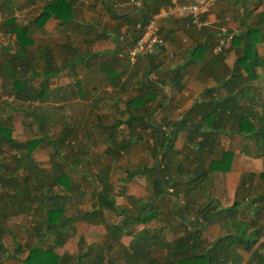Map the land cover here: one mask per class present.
<instances>
[{
	"label": "crops",
	"instance_id": "crops-1",
	"mask_svg": "<svg viewBox=\"0 0 264 264\" xmlns=\"http://www.w3.org/2000/svg\"><path fill=\"white\" fill-rule=\"evenodd\" d=\"M55 3L59 16L38 22L42 9ZM162 7L158 0H0V63L18 52L11 25L27 26L33 42L22 52L25 75H36L30 68L34 62L39 63L37 71L48 61L56 71L50 76L49 89L57 90L58 95L42 103L91 110V125L101 129L102 141H111L107 139L111 133L116 141H124L118 157L125 162L121 182L135 198L148 195L149 181L144 174L131 178L127 174L156 165L162 170L165 145L171 142L178 151L171 169L181 163L197 171H210V193L223 206L230 205L241 176L264 171V153L255 145L256 136L239 129L241 124L246 128L252 124L256 130L264 127V63L254 67L253 76L249 68L233 71L241 45L215 54V29L216 24H224L236 33L258 22L263 37L256 49L264 60V0H219L209 14L214 25L202 28L189 24L186 18L163 20L159 26L164 46L153 55L131 58L128 51L139 34L137 25ZM198 46L201 50L195 54ZM214 98L219 104L213 103ZM222 109L227 112L222 114ZM181 119H185L184 128L173 134ZM118 121L121 123L115 129L119 131H111L110 126ZM210 123L220 125L216 134L206 132ZM200 125L204 134H193ZM198 142L215 144L200 149L194 144ZM221 150L232 153L226 172L220 168ZM118 159L106 165L115 171ZM259 182L256 176L254 189ZM172 189L168 187L165 196L142 211L141 222L135 225L146 220L164 223L167 217L175 223L178 219L166 212L175 204ZM209 226L202 234L209 228L216 236L221 233L219 224Z\"/></svg>",
	"mask_w": 264,
	"mask_h": 264
},
{
	"label": "trees",
	"instance_id": "trees-1",
	"mask_svg": "<svg viewBox=\"0 0 264 264\" xmlns=\"http://www.w3.org/2000/svg\"><path fill=\"white\" fill-rule=\"evenodd\" d=\"M158 2L159 6H165L170 0H158ZM54 6L56 3L47 4L37 17V21L42 23L51 16L58 17L59 14L55 12ZM186 20L192 24L189 18ZM147 21L148 19L143 23ZM254 23L256 24L248 25L245 29L234 33L230 46L235 48L241 45L238 47L241 48V53L237 56L233 71L249 68L250 76L254 75L252 73L254 67L264 63L256 49L263 32L262 28L257 26L258 22ZM11 26L18 42V52L0 63V73L2 71L4 74L2 91L8 96H15L19 102L29 100L42 103L54 99L58 92L49 89L50 76L56 75L53 63L45 62L42 70L39 71L36 69L39 63H32L30 68H33L35 76L40 73H45L46 76L41 77L38 85L30 83L32 77L25 75L27 65L23 63L22 52L33 42V39L27 26ZM158 28L165 40L161 27ZM215 31L217 32V29ZM199 50L201 46L194 47L193 52L196 54ZM225 50L219 54H224ZM17 67L21 68L19 72H16ZM232 80L230 79V82ZM213 103L219 104V100L214 98ZM11 107L13 111L18 110L16 106ZM20 111L24 122L29 116L39 126L42 125L27 109ZM222 112L225 114L227 111L222 109ZM210 113L212 114L209 112L208 115H211ZM184 122L185 119L179 121L180 127H177L173 134L184 128ZM120 123L121 121L114 122L110 130L113 131ZM81 124V120H74L72 123L63 120L61 130L55 136L43 134L20 141L13 136L10 126L0 122V146H5L8 151H15L9 153L10 159H8L3 157L1 154L3 150L0 148V260L17 258L19 264H246L245 261L247 264H264V191L261 189L264 187V171L257 175L243 174L233 203L223 206L210 193V171L206 169L197 171L189 166L183 167L181 163H176L175 168L171 169L174 164L173 155L178 151L174 149V144L169 142L166 143L167 147L163 152L162 170L156 165L135 169L127 174L129 178L138 173L147 177L150 187L145 198L131 197L130 207H117L115 199L108 193L111 187L110 166L104 165L99 171L101 175H98L101 185L95 187L97 204L87 210L80 209L75 203H69L71 194L77 192L79 186L68 173L79 171V165L87 161L86 155L83 156L84 152L79 153L71 140L79 131L77 126ZM241 125L239 126L241 132L256 136L255 145L264 153V127L256 130L252 124V127L247 126V128ZM202 126L195 127L192 133L203 135L205 131L199 129ZM219 127L220 125L210 123L206 132L209 135L216 134ZM108 138H111V141H105L108 145L103 154L109 156L112 162L118 159L121 150L125 148V143L122 140L116 141L112 133ZM43 143L50 144L53 149L48 171L38 167L31 158L33 150ZM164 144H160V147ZM194 144L201 149L211 147L215 143ZM220 156V168L222 172H226L230 169L232 153L221 150ZM256 176L262 185L254 189ZM84 177L88 182H95L92 176ZM168 187H173L171 200L175 201V204L166 209V212L178 219L175 221L176 224L185 223V231L183 233L176 231L172 240L168 241L162 235V230L171 227L174 221L168 220L167 217L162 225L150 228L144 226L138 232H134V225L141 222V212L153 207L157 200L165 196L169 192ZM69 207H74V211L70 214H68ZM104 209L112 210L120 216V219L116 222H107ZM20 212L31 215L32 225L28 231L33 240L25 243V247L14 240V249L9 254L2 238L6 230L4 221ZM80 221L104 224L106 232L100 247L88 246L84 251L79 249L75 254L60 255L55 251L54 244L47 242L48 239L51 237L59 242L66 241L73 234L74 223ZM211 224H219L221 233L213 240L207 241L202 237V233ZM126 235L131 236L127 245L121 242V237ZM23 251L26 252L25 255L19 256Z\"/></svg>",
	"mask_w": 264,
	"mask_h": 264
},
{
	"label": "rangeland",
	"instance_id": "rangeland-1",
	"mask_svg": "<svg viewBox=\"0 0 264 264\" xmlns=\"http://www.w3.org/2000/svg\"><path fill=\"white\" fill-rule=\"evenodd\" d=\"M20 69V67H17L16 72H19ZM40 75L41 77L46 76L45 73H40ZM2 76L4 77V74H2L0 77ZM41 77L34 76L30 78V83H32L33 85H38V83L41 81ZM2 81L4 82V78L3 80H0V122H4L6 125L11 127L13 136L17 140L24 141L27 138L43 134L55 136L61 130V122L63 120H67L70 123H72L74 120H81V126H77V130L79 131L75 133V135H73L71 140H73V146L78 149L79 153L84 152L83 156L86 155L87 161L82 162V164L79 165V171H69L68 173L69 176L73 178V181L75 183H78L79 186V190L71 194L69 203L73 202L76 204V207L85 210L95 206L97 204L95 187H97V185H101L100 180L98 179V175H101V172H99L100 168L106 165L107 161V164H111L112 162L109 159H106L103 154V147L106 145V142L101 140V138H104V136H102L99 131L101 129H97V131L94 126L91 125V121L94 115L93 111L86 109H62L58 106L54 107V105L32 102L29 100L19 102L17 101L15 96H8L2 91V89L4 88V83ZM11 106H16L18 110L13 111V108ZM20 109H27L30 113H32L33 117L39 120V123H42V125L39 126L34 121V119L29 116L25 118L24 122V118ZM0 148L3 150V152L0 153L3 155V157L5 156V158L8 159H10L9 153L15 152L14 150L8 151L7 148L2 145L0 146ZM52 151L53 149L50 144L43 143L33 150L31 158L33 162L38 165V167H42L43 169H46L48 171L51 166L50 155L52 154ZM90 160H92L91 163L89 162ZM118 161L120 164L118 165V168H114L115 171H113L112 167L109 168L112 169V171L110 173L111 175H109V179L111 178V187L109 188L110 190L108 193L115 199V204L117 207L127 208L130 206V198L132 196L136 197V194L133 195L128 188H125L123 182H121L123 176V163L125 162L123 158L118 159ZM84 176L94 177L95 182H88ZM258 185H262V182H259ZM261 189L264 191V187H262ZM232 203L233 202H231L230 204ZM73 211L74 207H69L68 214L72 213ZM151 216H154V214H152ZM104 217L107 222H116L118 221V219H120V216L118 214L108 209H104ZM5 220L6 221H4V227L6 230L3 233L2 238L9 254L14 249V240L18 241L23 247H25V243L33 240L28 231L29 229H31L32 225L31 215L29 213L20 212L16 215L10 216ZM146 221L145 224L142 223L139 225H134V232H138L143 225L150 228L163 224V222L161 221ZM171 225V227H166V229L164 228L162 230V235L168 241L172 240L176 231L179 233H183L185 231V223L176 224L173 222ZM73 226V234L72 236L68 237L66 241L59 242L51 237L47 241L54 244L55 251H57L60 255H66L67 253L75 254L79 249L84 251L88 246H91L93 248L100 247L102 241L104 240L106 232L104 224H89L87 222L80 221L75 222ZM212 231V228H209L208 232H205V234L202 235H205V237H208V240H211L215 238V234H217L216 231ZM130 239L131 236H122L121 242L127 245ZM113 251L115 252V250ZM25 253L26 252L23 251L19 256L23 257ZM0 261L1 264H19L17 258L11 257L4 260L1 259ZM245 262L247 264V261Z\"/></svg>",
	"mask_w": 264,
	"mask_h": 264
},
{
	"label": "built area",
	"instance_id": "built-area-1",
	"mask_svg": "<svg viewBox=\"0 0 264 264\" xmlns=\"http://www.w3.org/2000/svg\"><path fill=\"white\" fill-rule=\"evenodd\" d=\"M219 0L200 1H178L170 2L153 14L147 22L139 23L137 28L139 34L133 46L128 51L131 58L138 56L153 55L164 46L165 40L159 32V23L163 20L173 18H189L197 28L214 25L215 21L209 17L211 9ZM216 43L213 52L219 54L229 48L234 33L229 31L227 26L219 24L216 26Z\"/></svg>",
	"mask_w": 264,
	"mask_h": 264
}]
</instances>
